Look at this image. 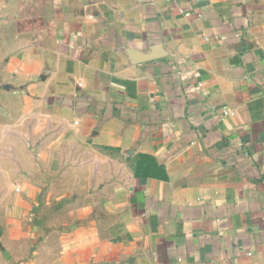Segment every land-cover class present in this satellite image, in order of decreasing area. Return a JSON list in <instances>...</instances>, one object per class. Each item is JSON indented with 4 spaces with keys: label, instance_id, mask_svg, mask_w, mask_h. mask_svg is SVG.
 <instances>
[{
    "label": "crops",
    "instance_id": "1",
    "mask_svg": "<svg viewBox=\"0 0 264 264\" xmlns=\"http://www.w3.org/2000/svg\"><path fill=\"white\" fill-rule=\"evenodd\" d=\"M1 84L122 162L110 264H264V0H0Z\"/></svg>",
    "mask_w": 264,
    "mask_h": 264
},
{
    "label": "rangeland",
    "instance_id": "2",
    "mask_svg": "<svg viewBox=\"0 0 264 264\" xmlns=\"http://www.w3.org/2000/svg\"><path fill=\"white\" fill-rule=\"evenodd\" d=\"M17 93L0 86V258L28 249L29 264H110L127 218L111 192L122 162L91 161L49 126L40 99Z\"/></svg>",
    "mask_w": 264,
    "mask_h": 264
},
{
    "label": "water",
    "instance_id": "3",
    "mask_svg": "<svg viewBox=\"0 0 264 264\" xmlns=\"http://www.w3.org/2000/svg\"><path fill=\"white\" fill-rule=\"evenodd\" d=\"M160 54V49L159 48H154L153 49V54L147 55V56H142L141 53L138 52H131V60H133L134 64L140 65L148 62H154L159 59H162L163 56L159 55Z\"/></svg>",
    "mask_w": 264,
    "mask_h": 264
}]
</instances>
